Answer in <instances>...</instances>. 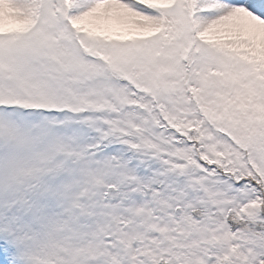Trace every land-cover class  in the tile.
Here are the masks:
<instances>
[{
	"label": "snow or ice",
	"instance_id": "snow-or-ice-1",
	"mask_svg": "<svg viewBox=\"0 0 264 264\" xmlns=\"http://www.w3.org/2000/svg\"><path fill=\"white\" fill-rule=\"evenodd\" d=\"M0 264H264V0H0Z\"/></svg>",
	"mask_w": 264,
	"mask_h": 264
}]
</instances>
